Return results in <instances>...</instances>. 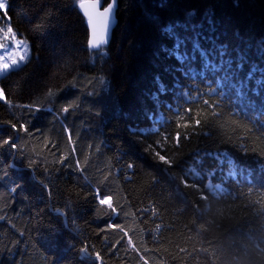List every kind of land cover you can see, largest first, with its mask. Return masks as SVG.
I'll list each match as a JSON object with an SVG mask.
<instances>
[{
  "label": "trees",
  "instance_id": "trees-1",
  "mask_svg": "<svg viewBox=\"0 0 264 264\" xmlns=\"http://www.w3.org/2000/svg\"><path fill=\"white\" fill-rule=\"evenodd\" d=\"M0 15L31 50L0 77V138L17 145L0 147V264H264V95L211 92L219 76L199 75L193 50H223L238 78H259L264 0H119L102 57L73 0H8ZM170 26L191 64L166 54ZM157 78L168 91L154 103ZM201 99L219 102L218 115ZM71 101L79 107L62 112ZM187 108L207 116L194 131L176 127Z\"/></svg>",
  "mask_w": 264,
  "mask_h": 264
},
{
  "label": "snow or ice",
  "instance_id": "snow-or-ice-1",
  "mask_svg": "<svg viewBox=\"0 0 264 264\" xmlns=\"http://www.w3.org/2000/svg\"><path fill=\"white\" fill-rule=\"evenodd\" d=\"M7 4L8 0H0V10H6ZM73 5L82 12L83 16L86 18L87 24L90 26L91 38L89 40V47L94 50V53L96 55L102 57V55L104 54L102 46L107 45L108 43L109 29L114 16L116 0H110V2L105 8H103L102 11L99 7L100 0H73ZM7 25V30L3 33V39L5 40V43H0V50H3L2 52H0V74H6L11 68H19L20 65L26 62L30 55V48L27 42L24 40L15 39L16 34L15 32H13L10 26V19L7 20ZM39 27H41V25H37V28ZM9 34H11L10 40ZM165 35L174 40L173 47L171 49H165L166 54L175 58L178 64H180L181 66H183L184 64H191L193 57L192 54L186 50L187 41L178 35L175 27L170 26L168 29H166ZM193 50L200 55L201 70L198 74L203 76L206 72H208L214 73L219 76V80L217 81V83L221 84L222 87L219 91L217 89H211V92L220 95L227 90L231 91L236 97H248L249 99H251V96L256 94L264 95V70H257L262 72L259 78H257L256 73L251 69L243 78H238L236 72L233 71L228 61L224 60V56L226 55V53H224L223 50H219L216 52V56L219 57V59H213L209 50L202 49L198 41L194 43ZM241 67L242 62L237 63L236 68L239 69ZM189 71H191V68L189 69ZM221 73H223V75H220ZM156 83L158 85L157 92L151 94V98L153 99L154 103L158 101L160 94L166 93L168 91L167 86L164 85L159 80V78H157ZM48 94L51 96L52 92L50 91ZM0 100H5L3 88H0ZM200 102L207 106L213 117L218 115L217 108L219 107V102L209 103V101L202 99L200 100ZM8 103L10 104L11 102L8 101ZM25 107H28L30 110L33 108V106L31 105ZM78 107V101H71L67 106L62 108V112L67 113L70 109H75ZM192 113V108L183 109L182 113L179 111L176 112L175 115L184 120V122L181 123L178 119L176 121V127L181 130L191 128L194 131L196 126L201 124L202 118L205 120L207 119L206 114H204L202 110H197L194 114ZM184 117L188 118L184 119ZM20 127L24 132H28L26 126L21 125ZM11 128L16 129L17 125L11 124ZM68 135L69 138H71L70 132L68 133ZM184 136L186 139L188 136L187 131L184 132ZM180 137L181 131H176L174 136L172 137V143L178 145L180 143ZM162 139L163 141L167 142L168 136H162ZM49 143L51 142L49 141ZM4 145H8L9 148H17L16 143L12 142L11 136H9L7 139L0 138V147H3ZM47 146L48 145L46 144L45 147ZM52 146L55 147L54 144ZM157 146L163 149L164 144L158 141ZM74 152L75 148L73 147V153ZM156 156L159 160L164 161L166 164L170 163V161L167 160L165 156L160 155L159 152L156 153ZM67 158V155H62L61 159L57 162L63 164L65 160H67ZM216 159L221 164L223 163V161L220 160V156H217ZM201 163L202 161H197V164ZM77 164H79V161H77ZM129 167H131V165H129ZM187 173L197 178H201V173L198 172L195 167L189 168L187 170ZM204 175H207L210 178L211 176L215 175V170L211 172H205ZM229 175H234V173L230 171ZM105 179H107V177H105ZM94 195L98 197V204L100 206H106L108 209H111L115 216L120 215V213H118L114 207L113 199L111 196L107 195L106 193L101 196L98 189L95 190ZM108 228L117 229L120 232H123L124 236H127V231L124 229L123 225L109 224ZM159 228L160 226L157 225V231H159ZM128 239L129 243H131V238L129 237ZM117 243H119V241H117ZM133 247H135V245H133ZM84 251L87 255V249H85ZM181 251L185 250L181 249ZM95 259L102 261V257L100 256L99 252L95 253Z\"/></svg>",
  "mask_w": 264,
  "mask_h": 264
},
{
  "label": "water",
  "instance_id": "water-1",
  "mask_svg": "<svg viewBox=\"0 0 264 264\" xmlns=\"http://www.w3.org/2000/svg\"><path fill=\"white\" fill-rule=\"evenodd\" d=\"M110 2V1H109ZM108 2V3H109ZM107 3V4H108ZM107 4L105 5L104 1L103 0H100V10L102 11L103 8H105L107 6ZM118 5H119V0H116V7H115V10H114V16H113V20H112V23H111V26H110V29H109V35H108V43L107 45L111 42L112 40V36H113V32H114V29L117 25V22H118V17H117V10H118ZM82 13V12H81ZM87 27H88V43H89V40L91 38V29H90V26L87 24Z\"/></svg>",
  "mask_w": 264,
  "mask_h": 264
},
{
  "label": "rangeland",
  "instance_id": "rangeland-1",
  "mask_svg": "<svg viewBox=\"0 0 264 264\" xmlns=\"http://www.w3.org/2000/svg\"><path fill=\"white\" fill-rule=\"evenodd\" d=\"M1 11H4V10H1ZM7 30V23L5 22V20L1 21V15H0V43H5V40L3 39V33ZM11 39V34H9V40ZM15 39L16 40H22V39H19L15 36ZM25 41V40H24ZM27 42V41H26ZM29 48H30V45L29 43L27 42ZM3 50H0V52H2ZM30 53H31V50H30ZM30 56V55H29ZM21 66V65H20ZM12 69H17V68H11L10 70ZM9 70V71H10ZM3 74H0V77L2 76Z\"/></svg>",
  "mask_w": 264,
  "mask_h": 264
},
{
  "label": "flooded vegetation",
  "instance_id": "flooded-vegetation-1",
  "mask_svg": "<svg viewBox=\"0 0 264 264\" xmlns=\"http://www.w3.org/2000/svg\"><path fill=\"white\" fill-rule=\"evenodd\" d=\"M104 1V3H105V0H103ZM106 5V4H105Z\"/></svg>",
  "mask_w": 264,
  "mask_h": 264
}]
</instances>
